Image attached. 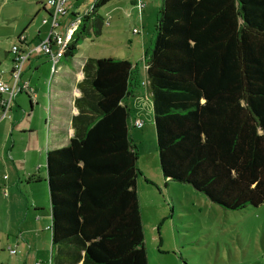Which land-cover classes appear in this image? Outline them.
Instances as JSON below:
<instances>
[{
  "label": "trees",
  "instance_id": "16d2710c",
  "mask_svg": "<svg viewBox=\"0 0 264 264\" xmlns=\"http://www.w3.org/2000/svg\"><path fill=\"white\" fill-rule=\"evenodd\" d=\"M108 1L80 15L59 61L100 35ZM145 66L163 178L224 209L264 203V0H161ZM82 73L73 134L45 153L50 264H148L126 103L136 66L88 57Z\"/></svg>",
  "mask_w": 264,
  "mask_h": 264
},
{
  "label": "rangeland",
  "instance_id": "374dc122",
  "mask_svg": "<svg viewBox=\"0 0 264 264\" xmlns=\"http://www.w3.org/2000/svg\"><path fill=\"white\" fill-rule=\"evenodd\" d=\"M39 2L45 0H0V79L4 81L9 80L4 72L7 73L13 61L11 47L18 44V34L32 39L39 26L45 27L42 40L30 44L31 47L48 36L50 24L44 23L40 14L34 15ZM92 3L93 0H67V13L59 18L57 31H64L71 12L83 14ZM145 3L141 14L127 0H110L97 8L103 18L101 33L82 39L74 55L77 60L88 57L129 60L136 66L140 81L136 90L141 96L148 92L143 84L147 79L145 59L153 47L161 0H145ZM134 28L137 33L132 32ZM56 50L54 44L50 52ZM29 60L22 73L25 79L30 78L33 88H39L38 103L35 105L33 101L32 111L27 94H17L8 115L15 125L14 144L12 137H7L2 148L0 140V186L5 194L0 193V264H23L29 252L32 264H47L50 260L51 231L45 227V222L51 223L45 152L35 151L39 144L37 131L28 134L19 131V127L31 120L33 114L42 111L44 118L48 116L47 84L53 75L52 61L44 54L34 53ZM63 65L67 70L72 67L62 59L56 69ZM129 100L132 116L142 122L132 132L138 150L136 191L148 264H264V203L241 210L224 209L189 184L165 180L159 168L151 101L138 96ZM33 125L36 126V121ZM22 173H33L40 179L29 181ZM33 194L43 203H49V214L43 213V221L30 225V219L23 221V216L25 204L30 206Z\"/></svg>",
  "mask_w": 264,
  "mask_h": 264
},
{
  "label": "crops",
  "instance_id": "0c3cea01",
  "mask_svg": "<svg viewBox=\"0 0 264 264\" xmlns=\"http://www.w3.org/2000/svg\"><path fill=\"white\" fill-rule=\"evenodd\" d=\"M93 2H94V0H93ZM143 2H144V7H145L146 6L145 0H143ZM39 3H40V7L37 6L35 8L34 15L40 14L41 18L44 19V18L48 17L49 9L44 5L45 2H39ZM91 7H92V5L90 6V9H91ZM142 10L138 11V13L141 14ZM87 11H88V9L84 13H86ZM71 13L78 14L77 12H71ZM78 15H82V14H78ZM37 29L38 30L35 31L36 32L35 36H34L35 38H32V39H29L28 36H26L22 33L18 34V36L24 37V43L21 44L22 49H26L28 47H31V46H29L30 44H32V43L37 44L36 41L42 40L41 37H42V33H43V30L45 29V27L39 26V28H37ZM135 29L136 28H134L132 30L133 33H135L134 32ZM17 37H16V39H17ZM36 55L38 56L39 54H36ZM29 58L25 61L23 69H25L24 68L25 64L30 61ZM36 59H38V57H35V60ZM85 59L86 58L77 60V59H75V57H73L72 61L68 62L72 66L70 70H67L65 65L58 68V70L56 69L57 71H55V73H57V74L55 75V73H53V75L51 76L50 82H48L49 85L47 84V93H48V98H49V103H48V108H47V115H48L47 118H44L45 117L44 113L41 111L40 114H38L36 116L33 114L31 117V120H29L26 124L19 127V131H23V132L28 133V134L33 132V131L38 132L39 144L36 146V149H35V151H38V154H41L43 151L46 153L48 145H50L52 147H60V146L67 144V142L69 141V138L73 134V129L71 126V119H72L73 115L78 113V110L74 105V100L76 97H78L80 95V91L77 89L76 85L83 77L82 65H83V62ZM11 67H12V60L10 63L9 70L7 71V73L4 72V75L7 74V76H10ZM57 76H59V78H57ZM22 79L28 81L30 87L33 90L32 95H30V94L28 95L26 93L30 99L29 100L30 110L33 111V108H34V106L32 105L33 101L35 102L34 103L35 105H37V103H38L39 88L37 86H36V88H33L32 83L29 81L30 78L25 79V76H23V73H22ZM143 84L146 86V82H144ZM133 96H138L139 98H144V99L145 98L150 99L148 92L147 93L145 92V95H143V93H142V96H141V94L137 92L136 88L133 90L130 97H133ZM130 97H128L126 99V103L130 109V115H131V117H130L131 118L130 133H131L133 141H135V138L133 137L134 134L132 132V128L137 127V126H134V121L138 120V119L136 117H133L131 114L133 110H132V108H130L131 107L130 106V100H129ZM31 99H32V102H31ZM13 102H14V100H13ZM142 102H146V101L144 100ZM11 108H12V105L10 107V110H11ZM9 111L7 112L6 116H4V117H2V113L0 112V114H1L0 115V140L2 138V142H1L2 148H5V146H6V143L8 141L7 137H10V138L12 137V141L14 144L13 134H14V130H15V125L13 123V119L8 117ZM34 121H36V126L33 125ZM38 170H39V168H38ZM22 174H26V176L29 177L33 173H22ZM16 175L18 176L19 173H16ZM40 175H42V173ZM38 179H40L39 176H38ZM29 181H32V180H29ZM2 188L3 187L0 186V193H2V195H3L4 192H1ZM48 205H49V203L48 204L43 203V201L40 200L38 195L33 194V196H31L30 206L25 204V214L23 216V221L30 219V221H31L30 225H35L37 222L43 221L44 217H45V215H43V213L49 214L48 213V210H49ZM44 210H46V212ZM38 212H41V213H38ZM38 215H40L39 218L37 217ZM46 216H48V215H46ZM45 225H46L45 227L47 229H49V227H48V226H50L49 222L48 223L45 222ZM29 227H31V226H29ZM28 231H29V229H27L24 232H28ZM24 232L23 231L20 232L21 236H23ZM25 240H26V238L25 239L23 238V242H25ZM50 253H51V244H50ZM46 258L47 257L45 256V258H44L45 261H46ZM49 259H50V256H49ZM34 263H36V262H34ZM23 264H32V258H31L30 252L27 253V256L23 260ZM47 264H50V260Z\"/></svg>",
  "mask_w": 264,
  "mask_h": 264
},
{
  "label": "built area",
  "instance_id": "2783aa9c",
  "mask_svg": "<svg viewBox=\"0 0 264 264\" xmlns=\"http://www.w3.org/2000/svg\"><path fill=\"white\" fill-rule=\"evenodd\" d=\"M127 1L133 4L138 11H141L144 7L143 0ZM66 3L67 0H45L44 5L49 9V15L43 19V22L50 24V31L46 40L40 42L38 45L28 47L26 49L21 48V44L24 42H18V44L11 47V53L14 58L12 61L9 80L4 81L0 79V111L2 113V117L6 116L7 112L10 110L13 100L17 94L24 92L28 95H32L33 90L28 81L22 79L24 63L32 53L44 54L48 56L52 61V72L56 71L59 58L62 56L66 47L73 40L74 32L80 23V15H69L70 20L65 26L64 31L62 33L57 31V28L60 26L59 18L67 13ZM134 32L137 33L138 31L135 29ZM23 38V36L20 37L21 40H23ZM54 44L57 46V50L55 53H51V47ZM141 125L142 122L140 120L134 121V126L140 127ZM10 252L14 253V250H10Z\"/></svg>",
  "mask_w": 264,
  "mask_h": 264
}]
</instances>
